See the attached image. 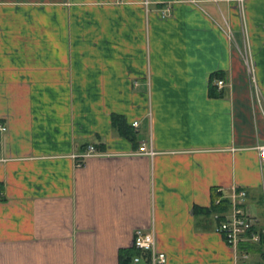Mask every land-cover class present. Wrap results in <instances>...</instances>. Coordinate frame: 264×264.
Returning <instances> with one entry per match:
<instances>
[{
	"label": "crops",
	"instance_id": "crops-1",
	"mask_svg": "<svg viewBox=\"0 0 264 264\" xmlns=\"http://www.w3.org/2000/svg\"><path fill=\"white\" fill-rule=\"evenodd\" d=\"M0 124V264H125L151 227L166 264H264V0H0ZM233 189L245 259L205 212Z\"/></svg>",
	"mask_w": 264,
	"mask_h": 264
},
{
	"label": "built area",
	"instance_id": "built-area-1",
	"mask_svg": "<svg viewBox=\"0 0 264 264\" xmlns=\"http://www.w3.org/2000/svg\"><path fill=\"white\" fill-rule=\"evenodd\" d=\"M223 81L217 80V85L222 86ZM134 125L137 122L133 123ZM6 131V126L0 124V133ZM259 157L264 160V144L258 147ZM95 152L92 145L82 156ZM246 192L243 189H233L229 195V212L216 213L214 218L218 219L215 231L220 234L225 243L241 255L247 258L246 251L240 249L242 243L257 242L260 239L259 231L255 228L256 219L245 205ZM219 202V200L217 201ZM133 248L138 251L132 257V264H166L167 256L158 250L154 229L137 228L133 234ZM239 257H236V262ZM238 263V262H237Z\"/></svg>",
	"mask_w": 264,
	"mask_h": 264
},
{
	"label": "trees",
	"instance_id": "trees-1",
	"mask_svg": "<svg viewBox=\"0 0 264 264\" xmlns=\"http://www.w3.org/2000/svg\"><path fill=\"white\" fill-rule=\"evenodd\" d=\"M220 73L221 72L217 71V72L210 74L209 79H208L209 94L214 95L212 91H215L216 87L213 85V81L218 77H222V74H220ZM112 123H113L114 127L117 128L118 132L122 136H124L125 138H127L130 141L135 140L134 132H133L131 126L126 124V122L124 121V119L120 115H117V114L112 115ZM229 204L230 203H229V200L227 198L220 199L218 203H214V201H212V204L210 205V207L208 209H206L205 212L207 214H210L212 212L223 211V210H226L228 208ZM137 253H138V251L135 250V253H132L130 255L127 254L125 256L123 255L122 256L123 263L129 264V262L132 261V257Z\"/></svg>",
	"mask_w": 264,
	"mask_h": 264
}]
</instances>
